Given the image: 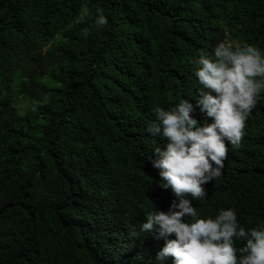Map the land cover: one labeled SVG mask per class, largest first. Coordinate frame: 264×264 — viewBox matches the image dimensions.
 I'll return each instance as SVG.
<instances>
[{"label": "trees", "instance_id": "16d2710c", "mask_svg": "<svg viewBox=\"0 0 264 264\" xmlns=\"http://www.w3.org/2000/svg\"><path fill=\"white\" fill-rule=\"evenodd\" d=\"M221 41L264 53V0H0V264H158L165 241L140 226L176 197L146 129L195 97L193 61ZM244 132L193 206L247 230L264 222V101Z\"/></svg>", "mask_w": 264, "mask_h": 264}, {"label": "clouds", "instance_id": "9594fccd", "mask_svg": "<svg viewBox=\"0 0 264 264\" xmlns=\"http://www.w3.org/2000/svg\"><path fill=\"white\" fill-rule=\"evenodd\" d=\"M107 24L103 10L97 9L95 27ZM193 62L199 85L195 97L167 109L154 107L146 129L167 141L154 149L152 164L159 170V187L176 199L166 212L155 207L147 213L140 231L165 241L158 264L169 258L172 264H264V222L246 230L235 208L204 219L193 206V201L205 199L204 186L222 175L226 144L240 146L246 121L264 101V53L253 45L221 41L211 54ZM196 109L205 117L202 122L193 115Z\"/></svg>", "mask_w": 264, "mask_h": 264}]
</instances>
